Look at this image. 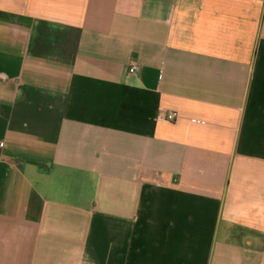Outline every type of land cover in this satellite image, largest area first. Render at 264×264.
<instances>
[{"label":"crops","instance_id":"crops-1","mask_svg":"<svg viewBox=\"0 0 264 264\" xmlns=\"http://www.w3.org/2000/svg\"><path fill=\"white\" fill-rule=\"evenodd\" d=\"M0 142V264H264V0H0Z\"/></svg>","mask_w":264,"mask_h":264},{"label":"built area","instance_id":"built-area-1","mask_svg":"<svg viewBox=\"0 0 264 264\" xmlns=\"http://www.w3.org/2000/svg\"><path fill=\"white\" fill-rule=\"evenodd\" d=\"M137 70H138V65L134 62H130L128 67V73L132 74L135 73ZM157 119L161 122H173L176 120V115L173 112L163 110L159 113ZM3 147H4V143L0 142V152Z\"/></svg>","mask_w":264,"mask_h":264}]
</instances>
